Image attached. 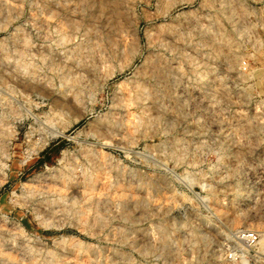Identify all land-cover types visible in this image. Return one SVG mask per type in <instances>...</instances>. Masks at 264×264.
Returning <instances> with one entry per match:
<instances>
[{"label":"rangeland","instance_id":"obj_1","mask_svg":"<svg viewBox=\"0 0 264 264\" xmlns=\"http://www.w3.org/2000/svg\"><path fill=\"white\" fill-rule=\"evenodd\" d=\"M0 264H264V0H0Z\"/></svg>","mask_w":264,"mask_h":264},{"label":"built area","instance_id":"obj_2","mask_svg":"<svg viewBox=\"0 0 264 264\" xmlns=\"http://www.w3.org/2000/svg\"><path fill=\"white\" fill-rule=\"evenodd\" d=\"M233 241L237 247L230 251L228 258L234 261H243L245 258L244 249H253L257 247L260 241V234L253 230H239L233 234Z\"/></svg>","mask_w":264,"mask_h":264}]
</instances>
